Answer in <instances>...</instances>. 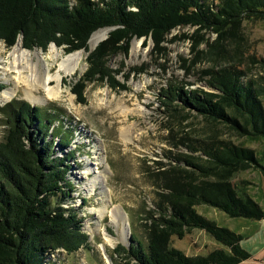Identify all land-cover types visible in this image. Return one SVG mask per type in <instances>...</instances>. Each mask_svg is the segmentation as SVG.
Here are the masks:
<instances>
[{
	"label": "trees",
	"instance_id": "1",
	"mask_svg": "<svg viewBox=\"0 0 264 264\" xmlns=\"http://www.w3.org/2000/svg\"><path fill=\"white\" fill-rule=\"evenodd\" d=\"M243 18L264 20V0H0V43L12 48L22 37L23 48L30 51L45 52L55 44L66 54L89 52L92 36L112 29L109 38L90 52L86 73L72 87L78 103L86 105V89L97 81L113 90H128L116 80L121 73L113 71L109 62L113 56L128 54L133 39L160 40L189 25L217 32L230 26L236 29ZM208 75L211 91L174 85L160 95L168 100L163 104L174 113L196 114L209 124L264 142L261 86L256 81L244 84L243 73L234 68L211 70ZM0 111L9 126L0 144V264H46L45 259L58 252L73 255L89 249L79 212L61 204L69 197L65 186L72 187L66 175L75 155L59 157L54 151L49 139L59 130L51 127L54 115L23 101L0 104ZM71 140L60 138L63 151ZM213 143L189 147L193 155L176 159L177 184L169 198L157 204L159 217L151 218L148 241L133 234L130 248L119 246L123 264H242L253 258L243 245V235L200 215L197 207L263 221L264 208L248 191L250 183L234 179L241 172L262 169L264 173V157L243 145ZM194 230L205 231L223 248L191 257L172 246L174 237L183 239Z\"/></svg>",
	"mask_w": 264,
	"mask_h": 264
},
{
	"label": "rangeland",
	"instance_id": "2",
	"mask_svg": "<svg viewBox=\"0 0 264 264\" xmlns=\"http://www.w3.org/2000/svg\"><path fill=\"white\" fill-rule=\"evenodd\" d=\"M100 31H106L107 35L95 49L109 38L112 29ZM17 44L8 48L0 43V66H8L12 60L9 55ZM50 47L45 52H32L45 54ZM88 48L89 52L79 51L83 57L76 73L63 75L60 85L63 95L59 100L48 99L43 88L35 92L37 98L47 99L44 104L27 100L24 88H20L10 101H4L3 92L10 86L5 83L0 67V85L4 88L0 91L1 107L23 101L33 108L45 109L54 115L55 122L51 127L59 129L57 135L49 138L57 156L65 157L69 152L75 155L68 162L70 171L66 175L72 187L64 188L69 197L61 203L59 196L57 204L73 207L79 212L81 226L89 237V249L81 248L73 255L58 252L45 259L46 264H123L120 252L117 253L119 246L130 248L133 234L142 242L148 241L147 227L151 225V218L159 217L157 204L168 199L171 188L177 184L175 174L180 166L176 159L183 154L193 155L189 147H198L204 142L214 144V140L227 141L250 147L258 156L264 157V142L251 141L226 127L209 124L196 114L169 111L163 104L168 100L160 96L174 85L185 86L186 90L211 91L207 85L208 73L224 68L240 71L244 75V84L256 81L264 90V20L243 18L239 28L230 26L219 32L213 28L180 26L160 40L133 39L128 54L113 56L109 62L113 71L121 73L116 80L128 90L122 91L120 87L113 90L106 82L97 81L87 87V104L82 105L72 93V87L88 69L87 58L95 50L91 49L90 42ZM57 50L63 56L71 55L63 48ZM34 61L38 60L35 58ZM59 64L60 60L50 62L52 75H57ZM57 84L54 80L49 88H55ZM8 129L6 116L0 111V144L5 142ZM126 129L132 130L131 140L123 136ZM60 138H72L67 151L62 150ZM97 145L101 147L99 152ZM97 154L104 158L105 165L96 166ZM96 167L111 195L109 209H122L123 218L118 222H112L109 214L100 217L99 211L105 204L99 190L90 195V183L95 176L86 172ZM242 181L250 183L248 191L264 208L263 170L239 173L234 182ZM197 211L220 227L245 237L243 245L253 258L242 264H264V220L231 218L208 206L197 207ZM124 226L128 230L125 240L121 238ZM172 246L191 257L206 256L214 249L223 248L201 230H194L183 239L174 237Z\"/></svg>",
	"mask_w": 264,
	"mask_h": 264
},
{
	"label": "bare ground",
	"instance_id": "3",
	"mask_svg": "<svg viewBox=\"0 0 264 264\" xmlns=\"http://www.w3.org/2000/svg\"><path fill=\"white\" fill-rule=\"evenodd\" d=\"M106 35V31L96 32L90 40L91 49H95V47L106 37ZM57 49L53 45L45 54L42 53V51L32 52L24 50L19 42L12 53H10L9 55L12 60L8 62V66H6L5 64L3 66H0L1 70L3 71L4 81L7 85L10 86V88L3 92L2 99L4 101H10V99L14 98L18 94V90L20 88H24L27 100H29L33 104H44L47 99H39L35 95L36 91H39V89L43 88L46 91L45 93L48 99L59 100V98H61L63 95L60 86L63 75H73L74 73H76L80 62L82 61L83 54L82 52H78L68 56H63L62 53ZM35 58L36 60H38L37 62L34 61ZM59 60V70L57 75L54 76L52 75L50 62L54 63L56 61L58 62ZM1 61H3V59ZM54 80H57V86L55 88H49ZM131 134L132 130H123V136L126 140H131L129 138ZM99 148L101 147H98L97 145V152H99ZM98 155L99 154H97L96 157L98 160L96 166L101 167L105 165L106 162L104 158H99ZM98 167L94 169H88L86 172L87 175L95 176L93 181L90 183V195L99 190V193L103 198V203L105 204L103 206V209L99 211L100 217L103 218L105 214H109V216L112 218V222H118L120 218H123L122 209L120 207H114L111 210L109 209L111 205V195L104 184L105 181L103 180L102 173L100 172ZM127 235V226H124L121 233V238L125 240L127 238ZM110 242H113V240H110Z\"/></svg>",
	"mask_w": 264,
	"mask_h": 264
},
{
	"label": "water",
	"instance_id": "4",
	"mask_svg": "<svg viewBox=\"0 0 264 264\" xmlns=\"http://www.w3.org/2000/svg\"><path fill=\"white\" fill-rule=\"evenodd\" d=\"M91 40V39H90ZM20 42V44L22 45V37L20 38V40L18 41V43ZM90 42V41H89ZM54 46H56L55 44H53ZM22 47H23V45H22ZM57 47V46H56ZM24 49V48H23ZM26 50V49H25ZM35 50H39V49H35ZM35 107V106H34Z\"/></svg>",
	"mask_w": 264,
	"mask_h": 264
},
{
	"label": "crops",
	"instance_id": "5",
	"mask_svg": "<svg viewBox=\"0 0 264 264\" xmlns=\"http://www.w3.org/2000/svg\"><path fill=\"white\" fill-rule=\"evenodd\" d=\"M244 243V242H243Z\"/></svg>",
	"mask_w": 264,
	"mask_h": 264
}]
</instances>
